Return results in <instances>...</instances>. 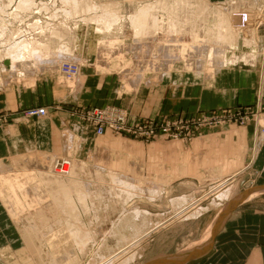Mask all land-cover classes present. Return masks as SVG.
Masks as SVG:
<instances>
[{
  "label": "rangeland",
  "instance_id": "obj_1",
  "mask_svg": "<svg viewBox=\"0 0 264 264\" xmlns=\"http://www.w3.org/2000/svg\"><path fill=\"white\" fill-rule=\"evenodd\" d=\"M130 1L131 0H124L123 3L125 6L124 11L127 13L132 11V4ZM216 1L217 0H214V2ZM218 1L222 2L223 0ZM254 5V10L257 11V15H259L257 21L254 23V29L256 30L255 41L258 46L256 52L257 55L254 54V62L250 64V61L246 59L247 57H245L244 52H232L229 53L230 55L228 54L226 65H222V68L229 66H242L243 68H247L251 65H258L260 73L264 71V65H262L264 64V56L262 55L263 48H261L264 46L262 45L264 44V5L260 4V6L257 2H255ZM246 6L247 5H245V7ZM82 26L83 32H85V23H83ZM87 39L89 41H87L85 45L83 44L85 51L80 50L82 54H79V52L77 56H81L75 58V62H72L73 65L81 68H77L79 74L76 72L70 75L69 73L62 71L61 68H56L39 72L38 70H35L31 72V75H29L28 78L27 75L23 76L11 72L9 60L2 59L3 61H0V162L7 165L10 161L20 158L19 156L21 155L23 158V155H26L29 151H33L34 146L37 143H41V148L43 150H48L54 146L59 153H66L69 155V152H66L58 133L59 130L65 128L70 130L73 138L78 141L75 145L76 149H74V152L70 153V155L79 159L81 162L86 163L91 161V159L94 160L99 150H101L107 155L111 170L125 173L129 177L140 180L141 184H145L146 182L162 185L164 189L159 196H148L145 192V195L138 193L139 196L135 195L136 197H131L130 199L132 200L133 198V200L131 201L129 199L130 202H127L128 206L127 204L125 205L127 207L126 209H128L127 212L137 208L139 211L141 210V212L144 211L147 213L146 215L141 213L140 219L137 218L135 222L139 226L143 223L141 220L142 217L145 219L143 227L139 226V231L147 232L152 227H155L156 224L161 223L157 229L155 228V230H152L140 242L128 247L131 243L130 241L133 240L138 233L133 227L131 228L130 226L128 228L129 225H118L119 218L124 213L122 212V206L120 203H116L115 206L113 202L110 203V201L107 204L104 203L106 201H101L102 203L96 201V207H94L96 210L94 211L93 208L90 207V202L88 200L87 202L92 210H88V212L84 213L87 216L83 215L84 210L79 207V210L82 213L83 227L88 229L90 235L92 234L90 240L88 239V241L85 242L84 247L80 249L71 242V239H67V232L65 229L63 230L64 227H60L58 224L54 226L56 231L61 229L63 231H58L56 232V235L54 234L46 238L45 242L47 243V246L43 247V251L40 254L41 257L44 256L46 258L48 257L47 254L48 251H50L49 249H55V247H57L58 253L65 256L64 251L68 248L69 250L66 249V251L68 250L67 253L69 252L68 255L70 259H72V264H121L123 260H128L127 264H141L156 254L174 253L202 239L212 220L217 216L218 211L222 207L214 206L217 203L215 202L217 201L215 199V194L217 190H219L215 188L217 184L224 180L226 185L229 183L235 185L237 192L241 193V191L245 190L247 187L254 186L264 180L263 176L258 175L254 171L253 166L251 165L252 162L249 161L253 151L251 149L248 150V154L246 151L247 160L245 163L242 157L245 152L240 146H236L232 149L231 147H224L223 145L215 146L217 149L219 147L221 148V151H223L218 152L219 158L216 155L217 153H214L216 155L215 158H206L203 153L197 154L198 151L194 156L191 148V145L194 142L217 138L216 136H213L214 134L208 135L206 133L223 130V133L230 134L234 128L238 126L243 127L250 123L255 125V127H258V138L260 137V143L264 139H261L262 134L264 136V95L261 93L259 103L255 107H235L233 109H219L209 112L196 111L188 116H179L185 119L194 118V121L192 120V122L194 123L195 128H193L194 132L191 134V137H179L177 139L157 137L155 140H150L148 142L133 138L131 139L130 137L128 138V136L118 135L111 131H106L104 134L97 136L91 125L87 121L81 120L79 117L81 111L92 110L94 108L114 107L122 109L121 107L114 105L96 107L73 106L68 109V119L70 120L65 119L63 125L52 130L53 134L51 135L49 133L50 123L47 120L40 122L41 119L38 118L24 117L22 111L26 108H20L14 111L11 109L13 108L15 101L24 98L27 103L55 101L63 110L64 104L59 101L74 100L76 92L78 91L76 88L78 87L77 83L74 82L76 83L74 84L71 78L81 76V78H83L82 81L84 82L85 78L81 72L83 67L88 70V74L95 73L101 79L107 77L112 78L110 83L107 81H104V83H107L106 85L110 84V86L114 85L115 91L118 95L122 93H132L136 90L134 88L139 84L144 85L156 83L161 80L174 81V79L178 82L184 81L185 77H188V80L195 81L208 77L203 73H198L195 69L198 60V48L200 46L198 36H196V39L191 42L182 43L180 45L171 44L169 46L168 53L175 57V61L165 62L159 60V58H154V60L152 58V63H149L148 61L147 66L142 70V79L140 82L136 83L134 87L129 86V84L127 85V80L123 75L125 71L134 65L135 62V55L129 49V46L133 42V34L129 24L125 23L123 34L121 36H114V39L112 38L109 41L110 46L113 45L112 47H116L119 52L117 54H110L112 51V47L110 46V49L107 48L102 51V57L104 56V58H108L106 61L107 63L103 64V61H100V64H98L96 62L98 49L101 48L96 42V40H98L97 35H95L93 31L91 33V31L88 30ZM160 48H162V45ZM259 48L260 51H258ZM83 57L87 58V63L85 64L81 63ZM205 66H209L208 63ZM63 67L66 66L63 64ZM238 111H241L242 114L240 115L241 117L236 116V120L232 119L229 122L219 120L221 115H225L226 113L237 114ZM199 116L211 119L207 120L208 122H204L202 119H198L200 118ZM66 121H69V123ZM198 123L200 124L198 125ZM34 129L37 131L39 130L36 137V130ZM81 131L84 132V135L88 132L91 134L92 141L90 143H83L85 139L83 134L80 133ZM14 132L18 136L15 135ZM12 134H14L19 140V151L17 153L13 148V142L11 140ZM94 135L97 137H94ZM78 144L79 147H77ZM207 155L209 154L207 153ZM227 156L231 157L227 158ZM27 173L28 172L23 173L21 171H16L9 175L7 174L8 178L3 176L4 178L2 177L1 179L3 181H1L3 187H1L4 191H1L0 189V248L6 249L8 247L9 249L7 251L10 252L8 253L7 251H4V255L3 253L0 255V264H11L16 260L21 262L19 264H23V261H28V252L26 248H23L21 236L17 230L18 227L24 226V221L20 215L12 214V212L15 211L12 207H18L17 209L21 208L18 211L19 214H25V210L27 209L34 210V205H31L33 195L28 189L31 188L36 195L42 194L44 190L40 185L41 182L34 178L36 176L35 172L29 171V173ZM25 176H27V178H25ZM9 177L10 180H8ZM34 179L37 182L34 181ZM12 181L14 182L11 184ZM30 181L35 183L31 185L32 182ZM25 183H29L31 186L27 184L25 185ZM15 184L18 186H15ZM8 185L10 188L7 187ZM33 186L36 190L38 187L39 190L36 191ZM16 187L18 188L16 189ZM3 195L7 198L9 195L11 198L7 199ZM181 196H186L188 198L187 201L184 203L177 202L176 198ZM246 199L240 202V209L243 211H251V214L246 213L242 218L234 220V222L241 225H244L245 223L264 224V194L258 195L250 200ZM27 201H29V203ZM191 201L196 202L192 207L190 206L186 208V204ZM26 206H30V209ZM104 208H106V210ZM94 212L96 214H94ZM112 226L116 229L113 230ZM118 226H120V228L124 227L125 230L122 228L120 229ZM123 232L125 235L122 234ZM241 234L249 238L254 237L253 234L251 235L249 232H242ZM122 235H124V237ZM60 237L63 238L61 239ZM63 246L66 248L64 249ZM123 248L125 249L114 257L113 260L105 263L104 260ZM47 260L48 258H46V261Z\"/></svg>",
  "mask_w": 264,
  "mask_h": 264
},
{
  "label": "bare ground",
  "instance_id": "obj_2",
  "mask_svg": "<svg viewBox=\"0 0 264 264\" xmlns=\"http://www.w3.org/2000/svg\"><path fill=\"white\" fill-rule=\"evenodd\" d=\"M217 1L131 0L132 11L127 13L124 11V0H0V61L2 59L9 60L11 72L23 76L27 75V77L35 70L39 72L47 69H60L63 63L67 62L68 64H72V62H75V58L81 56H77L78 53L80 52L79 54H82L81 51H85L84 45L89 41L87 39V32L90 30L91 33L93 31L97 35L98 40L96 42L101 47L98 49L96 62L100 64V61H103L104 64L107 63L108 58L102 57V51L109 48L110 39H114V36L117 37L123 34L125 23H127L133 34V42L129 46V49L135 55V62L123 75L127 80V85L129 84L132 87L142 79V70L147 66L148 61L152 63V58L153 60L154 58H159V60L165 62L175 61V57L168 53L169 46L171 44L180 45L191 42L196 39V36H198L200 41L198 60L195 66L198 73H203L206 77L213 75L220 70L222 65H226L228 54L232 52H244L245 57H247L246 59L251 64L255 60L254 54H256L258 48L255 41L256 30L254 29V23L257 21L259 15L254 10V4L257 2L259 5H264V0ZM245 5L247 6L245 7ZM83 23H85L86 33L83 32ZM161 45L162 48H160ZM261 48H263L262 55L264 56V46ZM111 50L110 54H117L119 52L116 47H112ZM258 51H260V48ZM81 63H87V58L83 57ZM207 63L209 66H205ZM77 68L81 69L80 67ZM77 73L79 74V72ZM71 79L73 83L76 82L77 85H80L81 76L72 77ZM73 86L72 88H74ZM58 133L69 155L59 153L54 146L48 150H43L41 143H37L33 151H29L26 155H23L24 157L26 156L25 158H22L21 155L19 156L21 159L17 157L18 159L10 161L7 165L0 162V175L3 174L0 176V187L2 186V177L8 178L7 174L9 175L16 171L23 173L34 171L36 174L34 178L41 182L40 185L44 190L42 194L36 195L31 188L28 189L33 195L31 199L32 203H30L34 205V210L27 209L25 210V214H19L18 211L21 208L19 207L20 209H17L18 207H12L15 210L12 214L20 215L24 221V226L17 228L21 236L23 248H26L28 252V261H23V264H72V259L68 255L69 252L67 253L69 249L64 246V249H68L64 251L65 256L58 253L57 247H55V249H49L48 257H46L48 258L47 261L44 256L41 257L40 254L43 251V247L47 246L45 240L49 236L56 235V232L62 230L56 231L54 226L59 224L67 232L66 238L71 239V242L75 246L82 249L85 242L88 239L90 240L92 234L90 235L88 229L83 227L84 223L79 207L83 208V215H86L84 213L92 210L90 207L94 211L96 210L94 208L96 207V201H106L104 202L105 204L109 201L110 203L113 202L114 205L116 203L121 204V209L124 213L119 218L118 225H129L128 228L131 226L138 233L130 241L131 243L128 247L140 242L152 230L157 229L161 225V223H158L147 232L139 231V226L143 227L145 219L144 217L141 219L143 222H140L142 226H138L135 222L137 218L140 219L141 213L145 215L147 213L144 211L141 212L137 208L127 212L128 209H126L127 207L125 205L131 197L135 195L139 196L138 193L144 194L145 192L148 196H159L164 189L162 185L146 182L145 184H141L140 180L129 177L125 173L111 170L107 155L101 150H99L94 160L91 159V161L86 163L81 162L79 159L70 155L76 149L75 145L78 142L73 138L71 131L63 128ZM259 138L257 137L255 140V148L251 156L252 160L256 155L260 141ZM263 138L264 136L262 134L261 139ZM11 140L13 142V148L17 153L19 151V140L15 135L11 137ZM77 147H79V144ZM8 180H10V177ZM36 180L34 179V181ZM29 183H25V185H30ZM33 183L35 182H32L31 185ZM2 187L0 189L4 191ZM215 188L219 190L215 194V199L217 200L215 202L217 203L214 206L220 207L223 203L230 202L239 195L235 185L230 183L226 185L224 180L217 184ZM38 190L37 187L36 191ZM11 197L8 195L9 199ZM187 199L186 196H181L176 198V201L184 203ZM88 200L90 207L87 202ZM29 201L27 202L29 203ZM196 201L188 202L186 208L192 207ZM224 207L220 208L218 214L223 211ZM27 208L30 209V206ZM104 209L106 210V208ZM94 214L96 213L94 212ZM214 219L202 239L198 241L207 239L210 236ZM113 227V230L116 229ZM118 227L120 228V226ZM124 235L122 236L124 237ZM198 241L189 246L195 245ZM8 249V247L6 249L0 248V255L2 253L4 255V251ZM124 249L109 256L104 260L105 263L113 260ZM7 252L9 253L10 251ZM123 261L121 264L128 263V260ZM13 263L19 264L21 262L16 260Z\"/></svg>",
  "mask_w": 264,
  "mask_h": 264
},
{
  "label": "crops",
  "instance_id": "obj_3",
  "mask_svg": "<svg viewBox=\"0 0 264 264\" xmlns=\"http://www.w3.org/2000/svg\"><path fill=\"white\" fill-rule=\"evenodd\" d=\"M87 71L85 67L81 70L85 79L83 82V78H81L80 85H77L79 87L74 100L59 101L64 104L63 110L55 101L27 103L24 98L15 101L11 109L14 111L20 108L47 106L48 114L38 119H41L40 122L47 120L50 123L49 133L51 135L53 134L52 130L63 125V121L68 119V109L73 106L114 105L125 109L130 115L137 118L162 120L188 116L196 111L209 112L235 107H255L259 103L261 93L264 95V71L262 75L258 65H251L247 68L242 66L221 67L213 75L195 81L188 80V77H185L184 81L178 82L174 79V81L161 80L156 83L139 84L132 93H122L120 95L116 93L114 85L110 86V84L106 85L107 83H104V81L110 83L112 78L101 79L95 73L88 74ZM38 131L36 130L35 137ZM80 133L83 134L85 139L84 144L92 141L89 132L86 135L82 131ZM14 134L17 135L15 132ZM206 134H214L213 136L217 138L192 143L191 148L194 156L198 151L197 154L203 153L206 158H215L216 155H219V151L223 152L221 148L218 147L217 149L215 146L223 145L224 147H231V149L240 146L245 152L242 156L245 163L247 160L246 151L248 154L249 149L253 150L256 137L259 135L258 127L251 123L234 128L230 134L223 133V130ZM94 137L97 136L94 135ZM229 157L231 156H227V158ZM249 159L252 162L251 165L254 171L264 177V139L258 145L255 158L253 160L252 158ZM258 186H264V180L247 188ZM262 194H264V190L255 192L246 200ZM228 203H223L222 207ZM240 208L239 204L224 221L212 242L211 249L202 257L186 264H264V224H236L234 220L242 218L246 213L251 214V211H243ZM242 232H249L254 237H245L241 234ZM160 254L169 253H159L152 257Z\"/></svg>",
  "mask_w": 264,
  "mask_h": 264
},
{
  "label": "built area",
  "instance_id": "obj_4",
  "mask_svg": "<svg viewBox=\"0 0 264 264\" xmlns=\"http://www.w3.org/2000/svg\"><path fill=\"white\" fill-rule=\"evenodd\" d=\"M64 66L66 67H63ZM61 65L62 71L70 75L77 72L75 65H70L67 62ZM64 68V69H63ZM47 106L28 107L22 111L24 117L27 118H41L48 114ZM241 111L235 113H226L221 115L220 121L236 120ZM79 117L83 121H87L94 129L97 136L104 134L106 131L118 135H125L140 141H152L157 137H164L168 139H177L179 137L189 138L194 132L195 128L192 119H185L183 117L165 118L162 120L141 119L129 114L125 109H118L114 107L94 108L92 110L81 111ZM204 122H208L211 118L199 116ZM241 117V116H240ZM242 119V118H240ZM194 121V120H193ZM200 123H198L199 125Z\"/></svg>",
  "mask_w": 264,
  "mask_h": 264
},
{
  "label": "water",
  "instance_id": "obj_5",
  "mask_svg": "<svg viewBox=\"0 0 264 264\" xmlns=\"http://www.w3.org/2000/svg\"><path fill=\"white\" fill-rule=\"evenodd\" d=\"M264 190V186L253 187L243 190L237 197L232 199L223 211L213 221V228L207 239L198 241L195 245L185 247L174 253L160 254L147 260L143 264H186L205 255L212 246V242L230 213L240 204L241 201L249 198L255 192Z\"/></svg>",
  "mask_w": 264,
  "mask_h": 264
}]
</instances>
